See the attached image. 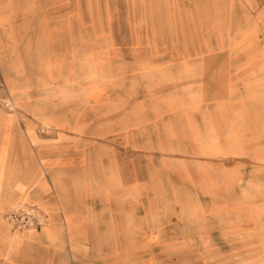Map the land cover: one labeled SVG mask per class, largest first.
Masks as SVG:
<instances>
[{
    "label": "rangeland",
    "instance_id": "rangeland-1",
    "mask_svg": "<svg viewBox=\"0 0 264 264\" xmlns=\"http://www.w3.org/2000/svg\"><path fill=\"white\" fill-rule=\"evenodd\" d=\"M221 3L65 1L77 33L63 39L56 59L0 65L3 107L30 108L38 138L61 150L65 167L61 189L51 190L57 231L47 236L46 262L27 255L22 264H262L246 247L205 246L193 229L199 202L222 205L227 191L264 190L235 181L234 155L208 144L200 125L201 108L211 105L202 100L246 89L236 74L247 73L249 55L230 37L228 18L226 26L219 20L229 11V0ZM20 208L46 222L13 226L9 215ZM42 209L14 206L0 215V229H45L51 218ZM8 256L0 264H13Z\"/></svg>",
    "mask_w": 264,
    "mask_h": 264
},
{
    "label": "crops",
    "instance_id": "crops-1",
    "mask_svg": "<svg viewBox=\"0 0 264 264\" xmlns=\"http://www.w3.org/2000/svg\"><path fill=\"white\" fill-rule=\"evenodd\" d=\"M65 1L73 0H0L1 68L19 62L39 64L52 60V55L56 59V54L62 53L63 39H76L78 22L63 14ZM228 7L229 14L221 12L218 17L224 25L228 18L230 37L241 42L249 55L247 73L236 74L241 81L237 85L246 89L243 94L202 100L211 105L201 108L200 125L208 132V144L234 155L237 183L264 184V0H229ZM217 31L226 36V28L218 27ZM9 101L25 103L12 96ZM4 102L6 98L1 96L0 215L14 206L36 203L49 211L51 223L40 231L22 234L0 229V254H8L13 264L24 263L27 255L35 263H45L46 246L52 245L47 236L57 231V207L51 190L53 186L61 189L64 158L59 148L38 138L30 108L14 112L5 109ZM225 199L222 205L199 202L192 210L197 224L193 229L206 241L205 246L220 240L222 246L246 247L247 257H257L253 261L264 264V190H230ZM73 224L69 229L74 232Z\"/></svg>",
    "mask_w": 264,
    "mask_h": 264
},
{
    "label": "built area",
    "instance_id": "built-area-1",
    "mask_svg": "<svg viewBox=\"0 0 264 264\" xmlns=\"http://www.w3.org/2000/svg\"><path fill=\"white\" fill-rule=\"evenodd\" d=\"M11 223L19 229L34 228L42 226L46 222V216L38 211L29 208H20L10 213Z\"/></svg>",
    "mask_w": 264,
    "mask_h": 264
}]
</instances>
